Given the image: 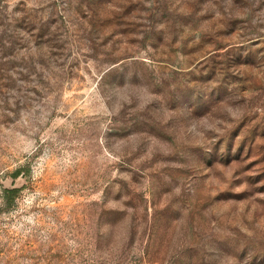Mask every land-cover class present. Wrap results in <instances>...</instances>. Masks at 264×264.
<instances>
[{"label": "rangeland", "instance_id": "1", "mask_svg": "<svg viewBox=\"0 0 264 264\" xmlns=\"http://www.w3.org/2000/svg\"><path fill=\"white\" fill-rule=\"evenodd\" d=\"M0 264H264V0H0Z\"/></svg>", "mask_w": 264, "mask_h": 264}, {"label": "trees", "instance_id": "2", "mask_svg": "<svg viewBox=\"0 0 264 264\" xmlns=\"http://www.w3.org/2000/svg\"><path fill=\"white\" fill-rule=\"evenodd\" d=\"M3 196L7 200L8 203L12 202L16 197L19 189L18 188H3Z\"/></svg>", "mask_w": 264, "mask_h": 264}]
</instances>
